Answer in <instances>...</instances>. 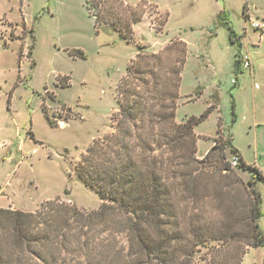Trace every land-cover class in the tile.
Returning <instances> with one entry per match:
<instances>
[{
	"label": "rangeland",
	"instance_id": "374dc122",
	"mask_svg": "<svg viewBox=\"0 0 264 264\" xmlns=\"http://www.w3.org/2000/svg\"><path fill=\"white\" fill-rule=\"evenodd\" d=\"M88 1L0 0V207L34 211L46 200L59 199L85 211L97 209L101 200L77 176L75 165L93 140L116 132L117 87L139 46L158 52L180 38L186 43V62L176 121L199 115L211 102L217 105L194 127L201 134L195 157L202 159L215 139L221 145L230 137L245 163L262 177L237 166L223 178L226 164L218 148L204 164L214 174L199 175L189 199L177 181V207L166 226L194 239L225 235V244L211 240L200 246L194 264L204 263V252L206 257L232 256L236 236L231 233L245 237L249 227V180L260 194L258 224L264 233V31L250 25L264 23V0H111L142 14L132 24V40L110 25L97 27ZM230 28L236 43L230 41ZM238 43L239 52L249 55L250 68L237 63ZM42 105L57 125L48 122ZM150 145L159 154V142ZM225 152L229 161L230 148ZM190 210L201 216L190 220ZM197 220L204 223L199 232ZM108 234L88 232L95 243L103 237L114 248L126 245L123 233ZM96 244L90 254L89 248L86 252L71 244L64 256L86 261L96 254L97 261L109 260L102 243ZM210 245H215L212 250ZM240 264H264V245L250 246Z\"/></svg>",
	"mask_w": 264,
	"mask_h": 264
},
{
	"label": "trees",
	"instance_id": "16d2710c",
	"mask_svg": "<svg viewBox=\"0 0 264 264\" xmlns=\"http://www.w3.org/2000/svg\"><path fill=\"white\" fill-rule=\"evenodd\" d=\"M87 5L97 27L102 23L110 25L124 38L133 39L132 24L139 21L142 14L134 9L123 10L111 0H90ZM229 31L230 41L236 43L231 28ZM239 46L240 43L236 52L238 65L241 64ZM142 47L139 46L130 60L126 75L117 87L116 132L103 140H93L75 165L77 176L101 200L98 208L85 211L59 199L46 200L34 211L0 207V264H112L115 259L118 264H194V253L200 246H208L211 240L225 244V235L206 234L194 239L188 238L183 230L166 226L165 219L173 218L177 207V181L182 184L181 193L189 199L197 177L214 174L213 170L206 169L205 163L209 164L218 148L219 158L226 164L221 171L227 174L223 178L228 179L237 166L250 168L259 177L262 175L256 167L245 163L230 137L221 145H218L220 138L215 139L202 159L195 157L198 136L194 127L208 117L214 105L197 116L176 121L186 43L176 38L158 52H147ZM79 55L84 57L80 50ZM42 110L48 122L57 125L44 105ZM145 126L147 131L138 128ZM217 132L220 133V128ZM157 141L160 152L155 155L153 152L158 148L151 147L150 143ZM227 147L231 155L239 157L236 166L226 161ZM246 186L252 194L245 237L231 233L236 236L231 242L234 254L220 257L209 253L206 257L204 252L203 264H240L250 246L264 245V233L258 224L262 213L260 194L252 180L246 182ZM195 201L194 198L193 205ZM190 211V220L201 216L198 211ZM202 226L204 223L197 220L195 229L199 232ZM97 230L110 232L108 237L123 233L126 245L114 248L111 240L100 237L96 240L107 250L104 255L107 254L109 260L97 261L96 254L88 255L86 261L69 260L64 256V250L71 244L86 252L89 248V254L96 251L97 242L88 232ZM214 246L210 245L209 250Z\"/></svg>",
	"mask_w": 264,
	"mask_h": 264
},
{
	"label": "built area",
	"instance_id": "2783aa9c",
	"mask_svg": "<svg viewBox=\"0 0 264 264\" xmlns=\"http://www.w3.org/2000/svg\"><path fill=\"white\" fill-rule=\"evenodd\" d=\"M251 27L260 30L261 32L264 31V23L261 22H257V21H251L250 23ZM240 61H241V65L243 68H250V58L249 55L247 53L243 54L241 53L240 56ZM239 161V157L237 154H232L229 162L231 164V166H236L238 164Z\"/></svg>",
	"mask_w": 264,
	"mask_h": 264
},
{
	"label": "crops",
	"instance_id": "0c3cea01",
	"mask_svg": "<svg viewBox=\"0 0 264 264\" xmlns=\"http://www.w3.org/2000/svg\"><path fill=\"white\" fill-rule=\"evenodd\" d=\"M244 10L246 11V9H244ZM247 15H248V14H247ZM200 97H202V95L197 96L194 100L199 99ZM190 98H192V97H190ZM193 98H194V97H193ZM194 100H193V101H194ZM210 105H214V108L217 107V105H216L214 102H211V103L208 104V106H210ZM208 106H207V107H208ZM214 108H213V109H214ZM218 128H220L219 125H218ZM218 128H217V130H218ZM194 131H195V130H194ZM195 133H196V131H195ZM219 134H221V135L223 134V133L221 132V130H220V133H219ZM196 135L198 136V138L201 136V134H197V133H196ZM203 136H206V135H203ZM206 137H207V136H206ZM213 144H214V143H213ZM240 155H241V157H242V159H243V155L241 154V152H240Z\"/></svg>",
	"mask_w": 264,
	"mask_h": 264
}]
</instances>
